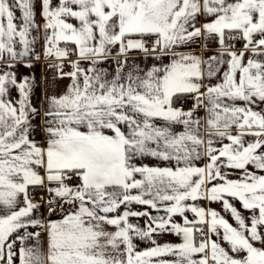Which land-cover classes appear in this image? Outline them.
Masks as SVG:
<instances>
[{
    "label": "snow or ice",
    "instance_id": "obj_1",
    "mask_svg": "<svg viewBox=\"0 0 264 264\" xmlns=\"http://www.w3.org/2000/svg\"><path fill=\"white\" fill-rule=\"evenodd\" d=\"M0 264H264V0H0Z\"/></svg>",
    "mask_w": 264,
    "mask_h": 264
},
{
    "label": "crops",
    "instance_id": "obj_2",
    "mask_svg": "<svg viewBox=\"0 0 264 264\" xmlns=\"http://www.w3.org/2000/svg\"><path fill=\"white\" fill-rule=\"evenodd\" d=\"M19 14L20 13L17 11V16H19ZM133 55H136L137 58H139V54L134 53ZM22 71L27 72L26 69H22ZM35 74H36L37 79L39 81H41V87L37 88V90H36V96L40 97L42 95V91H43V81H44V74H45V70H44L43 64L37 65V67L35 69ZM48 81H49V90L50 91L51 90L59 91L63 87V85L67 83V81H56V82H53L51 73H48ZM213 207H218V206L217 205H213ZM162 239H164V240H174L175 237L165 236V237H162Z\"/></svg>",
    "mask_w": 264,
    "mask_h": 264
}]
</instances>
